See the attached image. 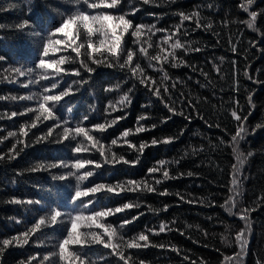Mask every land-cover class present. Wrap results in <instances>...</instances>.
I'll return each instance as SVG.
<instances>
[{"label":"trees","instance_id":"1","mask_svg":"<svg viewBox=\"0 0 264 264\" xmlns=\"http://www.w3.org/2000/svg\"><path fill=\"white\" fill-rule=\"evenodd\" d=\"M90 2H99V0H90ZM245 3L246 0H156L155 4L143 5L133 0L130 5L128 0H123L118 10H107L116 16L131 12L134 7L139 8L134 16H127L134 24H155L157 28L169 31H173V26L180 23L177 14L179 12L190 14L199 11L202 23L212 24V29L205 31L204 28L197 29L194 20L191 23L185 22L184 27L191 31L186 36L181 33L182 42H190L192 47L201 51L185 54L177 50V56L186 61V66L173 68L171 64L164 65L170 77V80L165 82L170 95H165L164 102L175 108L176 115H172L164 107V103L139 85L138 81L130 79L126 71L106 67L97 68L91 75L82 72L81 76L87 83L82 87L78 85L79 92L63 102V106L56 110L57 117L61 121H68L70 127H74L87 115L89 120L81 126L91 129L92 125L105 121V107L109 102L115 103L131 88V104L125 110L114 112L107 117L110 120L115 116L127 114L126 118L103 134L95 132L90 134L102 135L101 142L109 146L111 141L118 138L126 129L134 130L137 127V117L146 115L149 118L142 123L148 128L154 124L157 127L128 138L137 148L142 142L150 143L153 138L161 140L165 137L177 138L173 143L146 148L135 166L117 164L115 167L105 166L97 170V174L85 185L91 187L95 183L114 184L127 180L152 183L154 179H162V174L150 176L147 170L157 166L161 160L168 161L171 175L179 177L156 185V193L124 192L120 196H101L90 206L89 211H99L115 209L125 203H139L141 205L139 209L133 208L107 218L108 224L118 228L123 220H130L139 215V219L120 231L119 234L125 241L146 229L158 231L161 222L169 226L170 231L158 236H150L153 245L163 244L166 246L165 249L147 247L140 250H126L125 254L131 255L137 264L141 260L144 264H189L183 259L185 255L190 260L202 261L203 264H229L225 258L234 256L239 251L235 243V233L244 228V221L221 207L230 196L232 165L236 163V154L230 146L231 136L237 127L230 115L234 107L233 100H239L243 115L251 112L247 121L249 130L255 128L257 124L264 125V51H262L264 38L261 36V33H264V15H258L256 21V28L259 31L248 29L244 22L250 17L241 7ZM77 10V6L69 3V0H0V26H2L0 56L5 57L4 61H0V97L28 95L42 91L43 87L55 82L46 81L42 85L24 88L5 81L4 77L7 76L11 80L14 75L11 72L12 68L22 65L34 66L39 58L40 49L36 37L32 34L33 31L41 32L47 37L48 32L62 23L63 17L72 15ZM79 10H87L86 5L79 6ZM249 10L264 13V0H254ZM87 11L89 14H95L92 10ZM25 19H28L33 27L24 33L15 31L16 26ZM163 35L164 33H157L152 37L151 42L156 44ZM55 39L65 38L62 34H57L53 37V41ZM103 39L102 35L95 37L96 47H100L99 41ZM125 41L126 48L134 47L133 37L130 34L125 37ZM229 41L236 44L239 49L236 53H233ZM253 41L256 42L255 46ZM80 43L86 44L87 40H78L74 46L78 47ZM51 47L57 46L53 43ZM60 47L62 50L50 53V58L58 60L61 56H70L75 59L76 54L71 48L64 50L63 46ZM104 47L106 48L107 45L105 44ZM158 52H160L158 47L148 50L149 55H156ZM233 61H237L235 68ZM137 62L145 69L148 76L160 81L162 73L149 68L148 61L142 55L137 56ZM61 66L70 69L79 65L77 61ZM217 67L219 72L216 70ZM245 70L249 72L251 80L244 75ZM237 72L238 75H235ZM74 79L79 78L65 76L56 91H63ZM26 80L27 78H22L21 83H25ZM237 80L238 93L234 91ZM173 82H176L175 88H172ZM117 84L121 85L120 89H115ZM107 88L114 90L105 91ZM250 95L254 109L248 102ZM35 106V101L0 99V117H2L0 118V154L5 157L0 159V240L10 239L26 231L40 216H47L50 219L53 209L73 212L71 195L75 191V178L64 181L52 179L53 175L65 173L69 169L60 168L35 173L30 172L29 169L39 163L63 161L71 164L76 158L96 161L102 159L98 152L74 154L71 151L81 141L82 146H87L88 142L83 137L63 145L37 144L26 148L16 159H7L9 150L19 137H10L7 140L3 138L7 137L10 131L18 133L21 125L30 124L35 118V113L13 119L7 118L5 113L10 115L12 111L22 112L26 108ZM69 107L72 108L71 112L68 111ZM180 112L184 115H179ZM169 116L171 119L166 124L160 123ZM188 117L191 118V122ZM53 123L55 121L50 120L32 129L31 140L34 141L42 132L46 133ZM111 148L117 156L125 155L130 161L136 160L139 155L129 148L123 139H119L116 145H111ZM239 149L244 155L253 153L242 169L243 180L239 189L242 195L236 210L255 209L251 212V235L244 264H257L258 259L264 260V199H262L264 198V127L258 129L255 134H249L245 141L240 143ZM176 161L179 163H175ZM86 167L92 170V166ZM189 172L192 173L191 176L188 175ZM17 173L23 174L17 175ZM165 190L167 195L159 194ZM181 195L184 197L183 201L179 198ZM13 198L39 200L41 203L16 204L11 202ZM189 200L195 202L188 203ZM165 205L168 206L166 211ZM89 211H85L84 214L88 215ZM17 220L22 223H17ZM104 222L103 219L99 221V223ZM89 231L93 234H103V229L91 224L90 221L84 222L79 228L81 233ZM63 235H66V231L46 227L38 232L35 238H31L28 245L7 249L0 255V261L2 264H21V261H27L29 257L37 254L42 258L54 251L53 240L63 238ZM38 241L45 243L37 246ZM113 243L122 242L114 238ZM173 246L180 250L179 254L170 250ZM111 253V249H105L100 245L86 250L87 256L92 259L107 257L104 264H122L118 257Z\"/></svg>","mask_w":264,"mask_h":264},{"label":"snow or ice","instance_id":"2","mask_svg":"<svg viewBox=\"0 0 264 264\" xmlns=\"http://www.w3.org/2000/svg\"><path fill=\"white\" fill-rule=\"evenodd\" d=\"M135 2L149 5L155 4L156 0H135ZM69 3L77 6L78 10L72 15L63 17L62 23L48 32L47 37L41 32L33 31L32 34L36 37V43L40 49L38 52L39 58L35 61L34 66L22 65L12 68L11 72L14 73V75L11 77V80H9L7 76L4 77L5 81L16 83L24 88H28L32 85H42L46 81H55L50 83L49 86L43 87L42 91H36L28 95L0 97V99H10L13 101L27 100L35 101L36 103L34 108H26L22 112L12 111L10 115L5 113L9 119L18 116H26L29 113H35V118L32 119L30 124L21 125L18 133L10 131L8 132L7 137L3 138V140H7L10 137H19L17 142L13 144L12 148L9 150L7 159H16L26 148L34 147L37 144L63 145L66 142L77 141L79 137H83L88 144L87 146H82L83 142H78L76 146L71 149L74 154H91L92 152H98L102 159L101 161H96L93 159L76 158L71 164L63 161L57 163H39L29 169V171L33 173L37 171H52L60 168L69 169L65 173H57L53 175L52 179L64 181L69 178H75V191L71 195V203L74 205L73 212L68 213L53 209L50 214V219L47 216H40L35 220L34 225L26 231L18 233L10 239L0 240V255L10 247H23L28 245L31 238H35L38 232L46 227H51L53 229L66 231V235H63V238H56L53 240L52 248L54 251L44 255L42 258L39 254L29 257L27 261H21V264H37L38 260L39 264H104L107 257L92 259L86 254V250H90L96 245H100L105 249H111V255L118 257V260L121 261L122 264H137L131 255L125 254L126 250H140L147 247H159L162 250L165 249L166 246L163 244L153 245L150 236H158L161 233L170 231L171 229L169 226L165 222H161L158 231L156 229H146L125 241L124 237L119 234L120 231L139 219V215L132 217L130 220H123L118 228H113L111 224H108L107 218L124 213L133 208L139 209L141 205L139 203H125L115 209H104L99 211H89L90 206L95 204L101 196H120L124 192L156 193V185H160L164 181L179 177L172 176L168 170L169 162L161 160L158 162L157 166L151 167L147 170L148 175L150 176H154L157 173L162 174V179H154L152 183H149L148 181L127 180L125 182H117L114 184L95 183L91 187L85 185L91 177L97 174V170H100L105 166L115 167L117 164L135 166L139 162L140 155L143 154L146 148L159 146L160 144L173 143L177 138L165 137L162 140L153 138L150 143L142 142L137 148V146L132 144L128 138L132 135H139L143 132L151 131L157 127L155 124L152 125L151 128L146 127L142 121L149 117L146 115L139 116L137 117V127L134 130L126 129L118 138L111 141V145H116L119 139H123L124 143L128 145L129 148L134 152L139 153L136 160L130 161L125 155L117 156L115 152H112L111 145L105 146L101 142L102 135L97 136L90 134L92 132L103 134L107 132L109 128L116 126L121 120L126 118L127 114H125V116H115L110 120L107 119L112 113L123 111L131 104V88H129L128 92L124 93L115 103L109 102L105 107V121L103 123L92 125L91 129L81 126L84 122L89 120L87 115H85L81 121L77 122L74 127H70L68 126V121H61L57 117L56 110L58 107L63 106V102L68 101L70 97L75 96L79 92V87H82L87 83V81L81 76L82 72H87L91 75L95 73L97 68L106 67L119 68L121 71H126L129 74L130 79L138 81L139 85L146 88L150 94L159 99L161 103H164V107L167 108L172 115H176L175 108L164 102L165 95H170V90L165 83L170 80V77L165 71L164 65L171 64L173 68H179L181 65L186 66V61L177 56V50H181L185 54L201 51L199 48L192 47L190 42H182L180 38L181 33L186 36L188 32L191 31V29H186L184 27L185 22L191 23L194 20L196 28H204L205 31L211 30L212 24H203L199 11H193L190 14L179 12L177 14L180 17V23L173 26V31H169L168 29L157 28L155 24H134L132 20L127 18V16H134L136 12L140 10L139 8L134 7L131 12L116 16L112 15L110 11H107L118 10L119 6L123 3V0H99V2H90V0H69ZM128 3L131 5L133 0H128ZM253 3L254 0H246V3L241 5L243 11L248 13L250 17V19L244 23H246L248 29L259 31V29L256 28V21L258 15H264V13L250 11L249 6ZM81 5H86L87 10H92L95 14H89V11L87 10H79V6ZM209 7H211V5ZM32 27L33 26L30 24L29 20L25 19L23 23L18 24L14 30L24 33ZM157 33H164V35L161 40L157 41L156 44H153L151 42L152 37ZM57 34H62L65 39H55V41H53V37ZM129 34L133 37L132 44L134 47L132 48L125 47V37ZM98 35L104 37L103 40L99 41L100 47H96L97 42L95 37ZM261 36L264 38V33H261ZM82 39H86L87 43H80L78 47H75L74 45L77 44V41ZM53 43L57 46L56 48L51 47ZM229 43L233 53H236L239 50L236 44H232L231 41H229ZM105 44L107 45L106 48L104 47ZM255 44L256 42L253 41L254 46ZM145 45H147V47H145ZM60 46H63L64 50L71 48V51L76 54L75 59L70 56H61L58 60L50 58V53L62 50ZM153 47L160 48V52L156 55H149L148 50ZM138 55H142L148 61V67L153 71L162 73L159 82L146 74L145 69L137 62ZM98 56L100 58H97ZM4 60L5 57L0 56V61ZM221 60H223V57H221ZM77 61L79 65L78 67L69 69L61 66L72 64ZM89 61L91 63H89ZM236 64L237 61H233L234 68ZM93 65H95V67H93ZM216 70L219 72L218 67ZM69 75L79 79H74L63 91H56L59 87L60 81L65 76ZM235 75H238V72L235 73ZM244 75L249 80L252 79L247 70H245ZM22 78H27L25 83H21ZM120 87L121 85L117 84L115 89H120ZM175 87L176 82H173L172 88ZM113 90L114 89L112 88L105 89V91L109 92ZM54 91L56 94H50ZM234 91L236 93L239 92L238 80L234 85ZM248 102L254 109L255 106L252 104L251 95L249 96ZM233 104L234 107L231 109L230 115L236 122L237 127L235 133L231 136L230 146L233 153L236 154V163L232 165V178L229 188L230 196L225 200L221 207L225 208L229 213L241 221H244V228L235 233V243L238 246L239 251L234 256L225 258L229 264H244L251 235L252 225L250 217L251 212L255 209L244 208L239 211L236 209L242 195L239 190L243 180L242 169L247 159L251 157L253 153L249 152L247 155H244L240 151L239 145L241 142L245 141L249 134H255V132L264 127V125L257 124L255 128L249 130L247 121L251 112H249L248 115H243L238 99H234ZM68 111L71 112L72 108L69 107ZM41 113H44V115H41ZM179 115H184V113L180 112ZM200 118L203 119V117ZM169 119H171V116L161 120L160 123L166 124ZM188 119L189 122H191V118L188 117ZM50 120H54L55 123H53L51 127H48L47 132H42L34 141L31 140L32 129L38 128L41 124ZM217 127H219V125H217ZM181 134H183V132ZM221 143H223V141H221ZM20 145H23V147H20ZM109 153H111V155H109ZM4 158L5 157L0 154V159ZM175 163L178 164L179 161H176ZM86 166H92V170H88ZM22 174L23 173H17V175ZM188 175L191 176L192 173L189 172ZM159 194L167 195L168 193L167 190H165ZM85 198H87V200H85ZM179 198L181 201L184 200L182 195L179 196ZM11 202L24 205L41 203L39 200H20L19 198H13ZM187 202L194 203L195 201L189 200ZM201 203L203 202L201 201ZM167 207L168 206L165 205V211L167 210ZM85 211H89V214L85 215ZM101 219L105 222L99 223ZM88 221L103 229V234H93L91 231L87 233L79 232V228L83 226V223ZM16 222L22 223L20 220H17ZM205 235H207V233H205ZM105 237H107V239H105ZM114 238H118L122 243H113ZM44 243V241H38L37 246H42ZM70 248L72 250H70ZM170 250L175 251L178 254L180 252V250L174 246L171 247ZM183 259L188 261L189 264H203L202 261L197 262L190 260L187 255H185ZM0 264H2V261H0ZM139 264H144V261H139ZM257 264H264V260L258 259Z\"/></svg>","mask_w":264,"mask_h":264}]
</instances>
